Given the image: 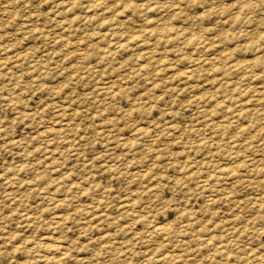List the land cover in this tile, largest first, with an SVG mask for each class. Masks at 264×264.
<instances>
[{
    "label": "rangeland",
    "instance_id": "1",
    "mask_svg": "<svg viewBox=\"0 0 264 264\" xmlns=\"http://www.w3.org/2000/svg\"><path fill=\"white\" fill-rule=\"evenodd\" d=\"M256 1L0 0V264H264Z\"/></svg>",
    "mask_w": 264,
    "mask_h": 264
},
{
    "label": "bare ground",
    "instance_id": "2",
    "mask_svg": "<svg viewBox=\"0 0 264 264\" xmlns=\"http://www.w3.org/2000/svg\"><path fill=\"white\" fill-rule=\"evenodd\" d=\"M249 1H250V0H249ZM254 1H255V0H254ZM257 1H259V0H257ZM257 1H256V2H257ZM246 2H247V0H246ZM251 2H252V1H251ZM248 3H249V2H248ZM262 3H263V2H262ZM245 4H246V3H244V5H245ZM258 4H259V3H258ZM246 5H247V4H246ZM246 5H245V6H246ZM249 5H250V4H249ZM249 5H248V6H249ZM263 7H264V6H263ZM262 13H263V12H262ZM259 16H260V15H259ZM255 18H256V17H254V19H255ZM66 23H67V22H66ZM62 25H63V24H62ZM70 28H71V27H70ZM111 34H112V33H111ZM243 34H244V33H243ZM245 34H246V33H245ZM246 35H247V34H246ZM211 42H212V41H211ZM117 43H118V42H117ZM214 44H216V43H214ZM217 45H218V44H217ZM219 46H220V45H219ZM1 48H2V47H1ZM223 52H224V51H223ZM147 53H148V52H147ZM149 53H150V52H149ZM220 54H221V53H220ZM146 55H147V54H146ZM148 55H149V54H148ZM217 57H218V55H217ZM1 58H2V57H1ZM3 58H4V57H3ZM213 58H214V57H213ZM6 59H8V58L6 57ZM11 59H12V58H11ZM11 59H9V60H11ZM207 59H208V58H207ZM207 59H206V60H207ZM213 60H214V59H213ZM4 61H5V60H4ZM6 61H8V60H6ZM1 62H3V61H1ZM206 62H207V61H206ZM219 62H220V61H219ZM4 63H5V62H4ZM10 63H11V62H10ZM0 64H1V63H0ZM7 64H9V63H7ZM7 64H6V65H7ZM2 65H3V64H2ZM6 65H5V66H6ZM3 66H4V65H3ZM0 67H1V65H0ZM188 70H189V69H188ZM191 70H192V69H191ZM186 71H187V70H186ZM188 72H189V71H188ZM191 72H192V71H191ZM193 72H194V71H193ZM193 72H192V73H193ZM212 72H213V71H212ZM186 73H187V72H186ZM253 74H254V73H253ZM180 76H181V75H180ZM185 76H186V75H185ZM187 76H188V75H187ZM187 76H186V77H187ZM192 76H193V75H192ZM192 76H191V77H192ZM181 77H182V76H181ZM247 77H249V76H247ZM250 78H251V77H250ZM250 78H249V79H250ZM252 78H254V77H252ZM252 78H251L250 80H252ZM254 79H255V78H254ZM183 80H185V78H184ZM113 81H115V80H113ZM104 82H105V81H104ZM104 82H103V84H104ZM115 82H116V81H115ZM108 84H109V83H108ZM104 86H105V85H104ZM108 86H110V85H108ZM118 87H119V86H118ZM112 89H113V88H112ZM109 90H110V89H109ZM109 90H108V91H109ZM116 90H117V88H116ZM116 90H115V91H116ZM106 91H107V90H106ZM106 91H104V92H106ZM118 91H119V90H117V92H118ZM110 92H111V91H110ZM113 93H114V91H113ZM100 94H101V93H100ZM109 94H111V93H109ZM116 94H117V93L115 92V95H116ZM106 95H107V93H106ZM115 95H114V96H115ZM110 96H111V95H110ZM103 97H104V96H103ZM107 97H108V96H107ZM112 97H113V96H112ZM111 99H112V98H111ZM60 106H61V105H60ZM62 106H64V105H62ZM62 106H61V107H62ZM62 120H63V119H62ZM61 122H62V121H61ZM60 127H62V126H60ZM170 127H171V126H170ZM136 128H137V127H136ZM61 129H62V128H61ZM61 129H60V130H61ZM143 129H146V128H143ZM136 130H137V129H136ZM138 130H139V129H138ZM57 131H58V130H57ZM142 131H144V130H142ZM138 132H139V131H138ZM140 132H141V131H140ZM142 133H143V132H142ZM142 133H141V134H142ZM45 134H46V133H45ZM45 134H44V135H45ZM47 134H50V133H47ZM53 134H54V133H53ZM53 134H51V138H52ZM138 134H140V133H138ZM49 136H50V135H48L47 137H49ZM45 137H46V136H45ZM47 137H46V139H47ZM14 141H15V140H14ZM231 166H232V165H231ZM222 168L225 169V167H222ZM223 169H222V170H223ZM227 170H228V169H227ZM230 170H232V169L230 168ZM230 170H229V171H230ZM219 171H220V170H219ZM219 171H217V172H219ZM231 172H232V171H231ZM219 173H220V172H219ZM227 173H228V172H227ZM222 176H223V175H222ZM219 177H221V176H219ZM219 177H218V178H219ZM231 177H232V176H231ZM204 179H206V178H204ZM204 179H203V180H204ZM206 180H207V179H206ZM203 183H204V182H203ZM201 184H202V183H201ZM206 184H207V183H206ZM203 185H205V184H203ZM258 204H259V203H258ZM127 205H128L129 207L131 206V205H129V204H127ZM60 216H61V215H60ZM59 220H60V219H59ZM156 227H157V226H156ZM161 227H162V226H161ZM157 228H158L159 230H162V229H163V228H160V227H157ZM157 228H156V229H157ZM156 229H155V230H156ZM165 230H166V229H165ZM160 233H162V232H160ZM54 238H55V237H54ZM46 244H48V242H46ZM46 244H45V245H46ZM56 244H57V243H56ZM48 245H49V244H48ZM54 245H55V243H54ZM58 245H59V244H58ZM56 246H57V245H56ZM48 247H49V246H48ZM61 247H62V246H61ZM54 248H55V247H54ZM64 249H65V248H64ZM55 250L58 251V254H59V252H60V254H64V252H62L61 249H58L57 247H56V249H54L53 251H55ZM62 250H63V249H62ZM53 251H52V252H53ZM64 251H65V250H64ZM65 252H66V251H65ZM173 255H174V253H173ZM167 256H169V255H166L165 258H166ZM175 256H177V255H175ZM175 256H174V257H175ZM59 257H60V256H59ZM161 259H162V257H161ZM167 259H168V258H167ZM167 259H166V260H167ZM169 259H170V258H169ZM177 259H178V258H177ZM259 259H260V258H259ZM59 261H60V259H59ZM261 262H262V261H261Z\"/></svg>",
    "mask_w": 264,
    "mask_h": 264
}]
</instances>
